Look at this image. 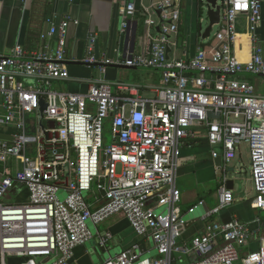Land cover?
Listing matches in <instances>:
<instances>
[{
	"label": "built area",
	"instance_id": "1",
	"mask_svg": "<svg viewBox=\"0 0 264 264\" xmlns=\"http://www.w3.org/2000/svg\"><path fill=\"white\" fill-rule=\"evenodd\" d=\"M217 5L215 44L200 46L191 56L167 55L171 35L178 33L181 0H124L122 29L137 13L143 15L148 42L143 52L98 58L90 39L81 62L96 65L101 73L110 66L160 69L161 84L152 87L151 97L141 95L137 84L92 79L85 93L56 89L57 81L70 80L67 29L78 21L68 15L46 19L45 35L55 37L53 50H29L17 43L10 53H0V127L14 131L8 139L0 137V264H77L74 250L92 237L87 222L97 227L115 214L128 220L136 240L99 264H264V237L256 250L243 255L240 248L250 233L246 224L237 218L213 219L234 200L224 182L216 204L203 216L205 232L186 243L177 236L186 226L179 206L178 159L195 124L204 125L211 156L226 165L240 144L248 146L252 203L264 211V94L239 78L244 73L264 76V53L254 35L262 5L260 0H217ZM239 15L246 17L253 42L244 60L235 52ZM29 114L37 120L27 127ZM107 118L112 141L104 146ZM12 159L20 168L7 172L4 166ZM17 184L26 200L6 202ZM59 190L66 192L63 200ZM161 206L166 212L154 213ZM111 237L109 230L96 229L99 247L107 249ZM145 238L154 244V259L143 256ZM193 254L195 260H184Z\"/></svg>",
	"mask_w": 264,
	"mask_h": 264
},
{
	"label": "crops",
	"instance_id": "2",
	"mask_svg": "<svg viewBox=\"0 0 264 264\" xmlns=\"http://www.w3.org/2000/svg\"><path fill=\"white\" fill-rule=\"evenodd\" d=\"M150 0H142L144 4ZM261 21L254 35L256 44L264 53V0H260ZM199 0H181V17L177 34L171 35V43L167 47L169 59L191 56L198 47L215 44V39L200 36L197 24ZM124 0H0V53L8 54L15 44H21L29 50H53L55 37L46 36L49 29L47 18L59 20L70 16L78 21L70 23L67 29V68L70 80L57 81L54 87L60 91L85 93L87 81L103 80L109 83L124 82L137 84L139 92L145 97L153 95L152 87L161 84V71L129 69L123 67H107L100 72L96 65H86L81 60L88 54L92 38V53L96 57L103 54L110 57H125L128 53H140L147 47V38L143 23V15L137 13L127 28L122 29L121 9ZM239 40L235 52L240 59H246L251 52L253 42L249 38L248 21L245 16L237 17ZM203 39V41H202ZM247 75L239 76L244 80ZM248 79H246L247 81ZM250 82V81H248ZM252 83V82H250ZM253 84V83H252ZM254 85V84H253ZM14 132L8 127H0V137L10 138ZM192 135L184 139L179 155L177 171V188L180 192L179 206L186 226L177 235L181 243L189 242L195 235L205 232L207 221L203 219L206 212L216 202V192L223 182L233 193L232 204L215 215L213 219L228 221L237 218L249 229V238L240 248L241 254L258 248L260 239L264 237V211L257 210L252 199L254 188L250 174V157L248 146L240 144L226 165L221 159L211 156V149L205 135L204 125L195 124L191 128ZM234 160V161H233ZM4 168L14 172L20 168L16 159L8 162ZM27 198V193L20 185H15L5 195L6 202H20ZM159 198L156 194L152 199ZM188 208H192L189 211ZM162 210V211H160ZM165 207L154 209V213L164 214ZM91 238L74 250L77 264H99L110 257H115L123 249L131 245L136 236L126 218L115 214L95 227L89 221ZM99 232L109 230L112 234L105 252L94 253L86 249V244L96 239ZM143 256L149 259L156 257L154 244L150 238L140 242ZM95 250V249H93ZM196 254L184 256V260H195Z\"/></svg>",
	"mask_w": 264,
	"mask_h": 264
},
{
	"label": "rangeland",
	"instance_id": "3",
	"mask_svg": "<svg viewBox=\"0 0 264 264\" xmlns=\"http://www.w3.org/2000/svg\"><path fill=\"white\" fill-rule=\"evenodd\" d=\"M199 10H200L199 13L197 11V24H199V22H201L202 28L204 29L207 26L206 8L203 6L201 9L199 8ZM218 30H219V25H213L212 28H211V32H210V37L208 39L207 38L204 39V41L202 39V41L206 43L209 40H213L214 35H215V33ZM246 79H248L247 81H250V82H252L254 84L257 93L264 94V76L248 75V76H246V78H244V80H246ZM36 120H37V117H36L35 114H29L26 117V125H27V127H29L32 122L34 124H36ZM27 132L29 134H32V132L30 131L29 128H28ZM102 137H103L104 146H108L111 143V141H112L111 130H110V119L109 118H107L104 121ZM103 172L104 171H103L102 166L100 164V166H99V175L102 176ZM57 195H58L59 199L63 200L65 198V196H66V192L64 190H59ZM88 202L89 203L93 202V196L91 198H88ZM215 204H216V202H215ZM160 211H162V210H160ZM87 225H88V227H90L89 221L87 222ZM95 233H96V231H95ZM95 248L99 249V246L97 245V242L95 240H92V241H90V242H88L86 244V249L88 251H92L90 256H91V258L93 260L96 259V254H94L95 252L93 250Z\"/></svg>",
	"mask_w": 264,
	"mask_h": 264
},
{
	"label": "water",
	"instance_id": "4",
	"mask_svg": "<svg viewBox=\"0 0 264 264\" xmlns=\"http://www.w3.org/2000/svg\"><path fill=\"white\" fill-rule=\"evenodd\" d=\"M203 6L206 8L207 26L203 29L201 22H199L198 30H199L200 36L202 38H206L210 35L212 26L219 22L220 7L217 5V0H199L198 13L200 11L199 8L201 9ZM156 13H157V16H160V11H157ZM156 30H158V27H156ZM110 67H123V68H129V69H144V70H159V71H161L160 69L152 68V67H128V66H110ZM243 75L248 76V75H252V74L244 73ZM40 105H41L40 111L44 110L45 106H44L42 101L40 102ZM208 115L213 116V113L209 112ZM220 160H221V157H218V161H220ZM94 252L95 253H99V252L104 253L105 249L101 248V247H99V249L95 248Z\"/></svg>",
	"mask_w": 264,
	"mask_h": 264
}]
</instances>
